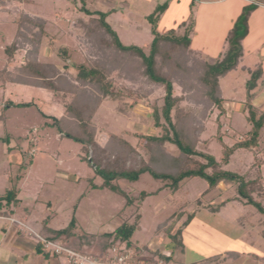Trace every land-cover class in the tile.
<instances>
[{
	"label": "rangeland",
	"instance_id": "rangeland-1",
	"mask_svg": "<svg viewBox=\"0 0 264 264\" xmlns=\"http://www.w3.org/2000/svg\"><path fill=\"white\" fill-rule=\"evenodd\" d=\"M151 1L148 7L142 4L141 9L133 6L130 10V4L119 3L118 0H85V8L105 14V22L123 45H136L148 52L152 35L147 17L156 7L166 4V9L159 13L158 33L176 31L181 34L185 26L192 23L193 31L199 34L192 41V48L200 47L203 49L201 53L213 62L227 47L226 36L243 7L256 4L254 0H218L220 2L214 6H203L198 0H194L192 6L189 0ZM80 9L81 0H22L20 4L10 3L0 9V71L16 73L17 68L29 60L55 66L58 79H67L66 74L75 76L76 71L70 63H84L86 47L90 43L82 25L97 18V15L89 16ZM19 12L45 22V34L37 51L17 35L18 27L11 19ZM182 23L186 25L180 26ZM99 34L98 30L96 39ZM11 43L16 45L15 52L11 60H6L5 49ZM60 48L67 49L70 61L62 57ZM254 62L251 51L243 64L251 67ZM248 78L247 72L237 70L221 79L224 113L214 109L204 123L198 150L212 155L217 161L225 147L233 146L251 128L245 112V82ZM114 87L123 91L126 98L121 102L99 100L90 120L96 141L105 150L89 146L85 153L80 144L64 138L52 126L53 121L44 117L48 115L66 122L75 121L65 112L58 96L44 89L9 82L0 84V195L15 186L20 190L17 216L21 218L28 212V223H33L37 235L44 237L51 230L65 228L74 215L76 236L67 244L57 240L54 243L100 259L108 253V241L102 238V233L114 231L123 222L132 224L139 217L140 229L131 238V248L145 246L147 251L138 253L134 250L136 257L132 259L133 264H214L208 259L216 255H220L217 264H264V214L237 200L233 183L222 182L213 191L205 193L206 182L193 178L180 191L171 193L164 183L143 174L132 184L118 182L132 201L129 206L125 198L107 189L92 188L93 184L99 186L101 180L93 176L91 164L87 162L89 159L91 163L101 165L114 160L116 153L126 151L118 142L121 140L136 150L130 153L125 166L137 167L144 155L141 136L160 131L153 126L152 115L154 109L160 112L163 105L164 93L161 89L139 98L128 94L125 89L137 88L136 83L116 79ZM174 93L179 94L176 84ZM85 94L94 99L96 92L87 88ZM10 101L31 105L2 107ZM252 104L264 113V87L259 85ZM118 105L130 108L127 114L119 113L116 109ZM62 126L63 131H68L64 123ZM260 140L264 143V127L260 131ZM166 149L177 154L172 146L168 145ZM260 157L261 164L258 166L254 164L253 155L238 150L230 156L224 169L232 172L239 170L241 174L251 173L252 177L260 173L264 190V155ZM142 191L155 194L140 202ZM222 201L226 204L218 212L211 213L210 205ZM261 202L264 207V198ZM190 214H194V218L182 230V248L176 247L171 260L164 263L156 253L170 254L166 248L169 237L164 228L166 226L156 230L157 226L174 222L173 234ZM178 215L181 218L176 222ZM58 261L65 264L62 256H58Z\"/></svg>",
	"mask_w": 264,
	"mask_h": 264
},
{
	"label": "trees",
	"instance_id": "trees-1",
	"mask_svg": "<svg viewBox=\"0 0 264 264\" xmlns=\"http://www.w3.org/2000/svg\"><path fill=\"white\" fill-rule=\"evenodd\" d=\"M21 1L0 0V9H4L10 3L20 4ZM193 2L191 1V6ZM166 6V4L159 5L147 17L151 23L152 39L148 52H145L144 48L136 45H123L115 31L105 22V14L89 11L85 8V0H81L80 10L89 16L95 14L97 18L90 19L82 25L90 43L86 47L87 54L84 63L77 65L70 63V66L76 71V75L66 74L67 79H58V70L55 66L41 65L27 60L17 68L16 73L1 70L0 84L9 82L10 84L44 89L50 91L53 96H58L65 112L75 121L66 122L62 121L61 118L57 119L48 115H44V117L53 121L52 126L60 134L62 133L64 138L80 144L81 150L83 149L85 153L89 146L101 149L103 152L105 150L99 147L95 132L90 127V120L99 100L121 102L126 98L123 91L114 87L116 79L136 83L137 88L125 87V89L128 90V94H135L139 98H145L156 89H161L164 93L163 105L160 112L154 109L152 115L153 126L160 131L154 135L141 136L144 155L139 165L137 167L125 166L130 153L136 152V150L119 140L118 142L125 147L126 151L123 154L116 153L114 160L107 161L102 165L97 162L93 163V161L92 164L90 159L87 161L88 164H91L93 176L101 180L99 186L93 184L91 185L92 188L107 189L125 198L126 205L129 206L132 201L119 187V181L132 184L137 182L141 175L148 174L154 180L164 183L171 193H176L189 180L200 178L207 184L205 193L213 191L222 182L233 183L237 200L264 214V207L261 202L264 198V190H262L260 173L252 177L250 176L251 173L241 174L239 170L232 172L224 169L230 156L238 150L253 155L254 164L258 166L261 164L260 156L264 155V143H261L260 131L264 127V113H260L252 104L253 91L262 76L260 67L252 70L246 69L249 78L245 83V112L247 122L251 126L250 130L233 146L225 147L218 161L212 155L198 150L200 134L204 130V123L209 115L214 109H219L221 113H224L222 109L224 99L220 81L230 72L237 70L241 63L243 57L242 41L248 31L247 22L257 4L243 7L236 23L226 36L227 47L213 62H209L206 56L192 48V40L196 34V31H193L192 23L188 25L182 23L180 26H186L181 34L176 33V31L165 34L158 33L159 13L163 12ZM11 21L18 27V37L31 44L37 51L45 34L44 20L31 18L26 13L19 12V15L12 16ZM98 30L100 34L97 41L96 32ZM92 44L94 45L92 46ZM15 48L14 43L7 46L5 49L6 60L12 59ZM66 50V48H60L62 57L69 60ZM175 84L179 87V94L174 93ZM87 88L96 92V95L93 96L94 99L86 97ZM30 105L31 103L10 101L2 107H27ZM116 109L121 114H127L130 108L128 109L126 105H118ZM258 113L260 115L257 117ZM63 123L68 127V131H63ZM168 145L176 149V155L167 151ZM18 193L19 189L15 186L13 190L7 191L0 198V204L9 208L11 206L17 207L20 202L17 199ZM154 194L142 191L139 194V200L141 202ZM225 204L226 202L222 201L210 205L209 209L211 213H216ZM174 216L170 217L167 222ZM179 218L181 215L176 216L175 221L177 222ZM193 218L194 214L188 215L182 226L178 227L173 234H171V229L174 228V222L169 225H165L166 222H164L157 226L156 230L166 226L164 228L169 237V244L166 248L170 254L165 256L160 252L156 253L164 263L171 260L176 247L182 248V230ZM139 219L137 217L132 224L123 222L114 231L102 233V238L106 242L108 241L107 251L114 244H122L131 248L133 243L131 238L140 229ZM75 229L76 219L72 215L65 228L51 230V236L45 239L53 242L57 240L67 244L71 238L76 236ZM35 250L37 254H42L45 257L50 255L44 251L40 243H37ZM134 250L141 253L146 252L147 248L144 246L138 249L136 246ZM219 259L220 255H216L208 260L217 264Z\"/></svg>",
	"mask_w": 264,
	"mask_h": 264
},
{
	"label": "crops",
	"instance_id": "crops-1",
	"mask_svg": "<svg viewBox=\"0 0 264 264\" xmlns=\"http://www.w3.org/2000/svg\"><path fill=\"white\" fill-rule=\"evenodd\" d=\"M150 1L151 0H118L119 3L130 4V6L128 5L130 10L133 9V6L137 9H141L140 7L142 4H144L145 7H148L152 2ZM189 1L191 2L194 0ZM198 1L203 6H214V4L220 2L218 0ZM254 1L257 4V9L251 12L248 19L247 35L242 41L243 57L237 70H243L247 72L246 69L252 70L256 67L261 68L262 76L257 83V87L253 91L255 96V91L258 89L259 85L264 87V2L259 0ZM254 35L256 38L253 37ZM198 36L199 34L196 32L193 40H196ZM194 50L202 52L203 49L199 47V49L196 48ZM251 51L254 55L255 62L250 67L243 63L248 58V55ZM19 194L20 190L17 197ZM1 197L2 196L0 195V198ZM18 207L19 206H11L9 208L0 204V264H60L58 261V256L55 257L48 255L45 257L42 254H37L35 246L38 242L36 239L37 232H35L33 229L34 224L28 223V212H25L24 216L21 218L17 216V210L19 209ZM49 236H51V231L47 236L40 237L46 238ZM64 260L65 264H67L65 258Z\"/></svg>",
	"mask_w": 264,
	"mask_h": 264
},
{
	"label": "built area",
	"instance_id": "built-area-1",
	"mask_svg": "<svg viewBox=\"0 0 264 264\" xmlns=\"http://www.w3.org/2000/svg\"><path fill=\"white\" fill-rule=\"evenodd\" d=\"M36 239L45 252L51 256L64 257L67 260V264H133L131 263L133 262L132 259L136 257L134 250L125 245L114 244L108 249L107 255L100 259L70 250L61 244H55L53 241L37 235Z\"/></svg>",
	"mask_w": 264,
	"mask_h": 264
}]
</instances>
